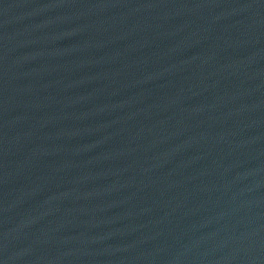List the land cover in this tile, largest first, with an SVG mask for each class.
<instances>
[{
	"label": "water",
	"instance_id": "obj_1",
	"mask_svg": "<svg viewBox=\"0 0 264 264\" xmlns=\"http://www.w3.org/2000/svg\"><path fill=\"white\" fill-rule=\"evenodd\" d=\"M0 264H264V0H0Z\"/></svg>",
	"mask_w": 264,
	"mask_h": 264
}]
</instances>
